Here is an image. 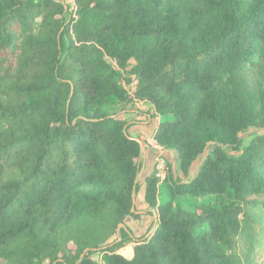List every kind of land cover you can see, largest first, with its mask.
Returning <instances> with one entry per match:
<instances>
[{"label": "trees", "instance_id": "1", "mask_svg": "<svg viewBox=\"0 0 264 264\" xmlns=\"http://www.w3.org/2000/svg\"><path fill=\"white\" fill-rule=\"evenodd\" d=\"M139 104L184 180L147 175L153 230L107 245L141 216ZM249 206L264 216V0H0V264H244Z\"/></svg>", "mask_w": 264, "mask_h": 264}, {"label": "rangeland", "instance_id": "2", "mask_svg": "<svg viewBox=\"0 0 264 264\" xmlns=\"http://www.w3.org/2000/svg\"><path fill=\"white\" fill-rule=\"evenodd\" d=\"M64 1L66 2V4H69V5L71 4L70 3L71 0H64ZM139 105H137L135 109H138L139 111H141L139 109ZM113 110L118 111V108H114ZM149 116H150L149 110L141 112V114L139 113L136 115L127 116L128 119L132 122V127L129 129L131 136H133L134 138L136 137V139L138 140H140L141 137L142 138L144 137L143 140L146 139L150 131V128H148V126L152 123ZM251 133L252 131H248L247 133L242 135L244 143H247L249 141ZM142 146H143V151H145L144 150L145 145L143 143H142ZM143 151L141 152V155H140L139 174L140 172L143 171L144 166L146 168L145 170L150 169L152 170V172L154 171V168L156 166L155 159H154L153 165H151L150 157H147L146 159H144ZM164 159H165V165L166 164L170 165V170L172 171V173L174 175H177L181 180H184L181 174L175 170L177 166V159L175 155L173 156V159L170 156H165ZM198 164L199 162H196L194 164L192 168V174L196 170ZM137 182L140 185V187L143 185V181L141 180L140 177H138ZM159 199L162 201L165 200V191H164L163 186H160L159 188ZM141 201L142 203H144V197L141 196V194L138 192L135 196V205L137 209L140 207ZM138 211H141V210L138 209ZM247 213H250L256 220V222L254 223V226L252 227V231H253L252 239H250V236L248 237V239L246 236L239 238L237 253L242 261L245 260L244 264H264V216L261 215V210H259L258 208L251 207V206L248 207ZM139 214L141 216L138 220H133L132 218L131 219L126 218L127 220H124L123 224H121L123 226V229H125L126 232L129 234L130 238L134 240H139L144 235L150 233L153 230L155 222H156L155 214L153 216L151 212L149 213L140 212ZM121 228H122L121 226H118V229L116 230V234L112 235L106 242L107 245L112 243L114 240L120 241L121 234L119 230ZM249 245L251 247L253 245L252 247L253 249L252 248L248 249ZM132 247H133V243L131 242V240L127 239L123 247L119 249L117 252L129 258L131 256ZM93 259L96 261L97 264H101L106 259V254L96 253L93 255Z\"/></svg>", "mask_w": 264, "mask_h": 264}, {"label": "crops", "instance_id": "3", "mask_svg": "<svg viewBox=\"0 0 264 264\" xmlns=\"http://www.w3.org/2000/svg\"><path fill=\"white\" fill-rule=\"evenodd\" d=\"M63 1H64V0H63ZM64 2H65V1H64ZM65 3H66V2H65ZM70 3H72V0L70 1ZM139 109H140L141 111H139L138 114H139V113L141 114V112H144V111H146V110H149V109H150V106H149L148 104H140V105H139ZM151 122H152V123L148 126V128H150V131H149L148 136L146 137L145 140H143L144 137H143V138L141 137L140 140H139V141H141L143 144H145V141H146L147 139L152 138L153 131H154L155 126H156V124H157V120H153V121H151ZM140 131H141V130H140ZM135 138H136V137H135ZM137 140H138V139H137ZM144 148H145V149H144V150H145V151H144V159H146L147 157H150V159H151V165H153V164H154V163H153V162H154V154H153L148 148H146V147H144ZM168 156L172 157V159H173L174 153L170 152ZM145 169H146V168H145V166H144L143 171L140 172V178H141L142 181H144V179H145V177H146L147 175H149L150 173H152V170H150V169L145 170ZM175 170L178 172L177 166H176ZM139 193L141 194V196L144 197V185H142V186L140 187ZM134 207H135V210L137 211V213H140V212H142V213H146V211H147V206H146L145 203H142V201H141V203H140V207L138 208V209L141 210V211H138V209H137V207H136V205H135V201H134ZM147 212H148V213L151 212V213L153 214V216H154L153 211L148 210ZM129 219H131V218H129ZM125 220H127V219H125ZM146 226H147V225H146Z\"/></svg>", "mask_w": 264, "mask_h": 264}, {"label": "built area", "instance_id": "4", "mask_svg": "<svg viewBox=\"0 0 264 264\" xmlns=\"http://www.w3.org/2000/svg\"><path fill=\"white\" fill-rule=\"evenodd\" d=\"M145 147L148 148L153 154L155 159V176L162 181L165 177V156L169 155V151L159 146L152 138L145 141Z\"/></svg>", "mask_w": 264, "mask_h": 264}, {"label": "water", "instance_id": "5", "mask_svg": "<svg viewBox=\"0 0 264 264\" xmlns=\"http://www.w3.org/2000/svg\"><path fill=\"white\" fill-rule=\"evenodd\" d=\"M137 141V143L139 144V146H140V149H141V152L143 151V146H142V142L141 141H139V140H136ZM144 152V151H143ZM138 177H140V174L138 175ZM131 212H134V209H132L131 210ZM156 220V219H155ZM119 226H121V227H123L122 225H119Z\"/></svg>", "mask_w": 264, "mask_h": 264}]
</instances>
